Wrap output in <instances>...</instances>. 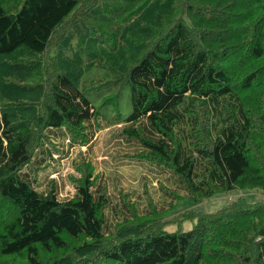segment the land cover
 Masks as SVG:
<instances>
[{
    "label": "trees",
    "instance_id": "trees-1",
    "mask_svg": "<svg viewBox=\"0 0 264 264\" xmlns=\"http://www.w3.org/2000/svg\"><path fill=\"white\" fill-rule=\"evenodd\" d=\"M121 125L167 177L158 203L112 193L89 156ZM251 188L264 0H0V264H264V203L164 230L183 199Z\"/></svg>",
    "mask_w": 264,
    "mask_h": 264
},
{
    "label": "rangeland",
    "instance_id": "rangeland-1",
    "mask_svg": "<svg viewBox=\"0 0 264 264\" xmlns=\"http://www.w3.org/2000/svg\"><path fill=\"white\" fill-rule=\"evenodd\" d=\"M131 108L125 111V115H129ZM123 126L106 129L97 134L92 143V150L89 149V156L95 163L98 172L105 176V180L112 193L119 195L131 194L135 199L143 196L146 187L154 197L156 203L161 198L157 188L160 183H166V176L158 175L157 171H150L149 164H136L133 156L142 151V147L135 142H126L114 136L116 129H122ZM87 148H83L86 151ZM58 158V155H55ZM63 174H68L72 170L70 164L65 160L61 162ZM70 191L69 186H66L65 192ZM65 194V193H64ZM245 199L249 203H264V190L261 188L251 189H235L227 192H221L212 199H200L198 201L183 199L176 210L167 218L169 223H166L164 230L168 232H188L192 230L197 223L194 218H186L187 212L196 213H215L218 210L228 206L231 201ZM173 220V221H171Z\"/></svg>",
    "mask_w": 264,
    "mask_h": 264
}]
</instances>
